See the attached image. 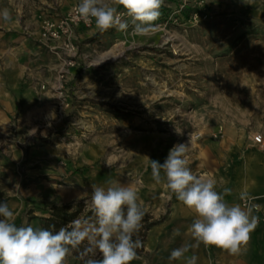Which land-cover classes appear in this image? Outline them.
Wrapping results in <instances>:
<instances>
[{"label": "rangeland", "instance_id": "1", "mask_svg": "<svg viewBox=\"0 0 264 264\" xmlns=\"http://www.w3.org/2000/svg\"><path fill=\"white\" fill-rule=\"evenodd\" d=\"M76 2L0 0L11 17L0 18V201L20 198L30 226L71 202L94 223L91 185L108 181L136 189L161 220L177 198L148 158L163 163L184 143L193 174L220 180L234 176L230 146L264 151L253 141L264 139V0H165L147 35L93 21L75 28L67 56L39 34ZM91 247L66 264L100 259ZM152 261L141 251L131 264Z\"/></svg>", "mask_w": 264, "mask_h": 264}, {"label": "clouds", "instance_id": "2", "mask_svg": "<svg viewBox=\"0 0 264 264\" xmlns=\"http://www.w3.org/2000/svg\"><path fill=\"white\" fill-rule=\"evenodd\" d=\"M164 2L78 0L74 11L85 24L94 20L95 28L101 33L113 28L127 32L131 22L135 34L147 35L160 18ZM116 5L122 6L124 11H118ZM0 18L11 19L7 9L0 12ZM186 151V144L177 143L169 149L163 163L148 158L153 180L156 183L166 181L177 200L195 213L189 226L195 243L173 249L169 259L197 264L196 255L187 258L185 254L200 244L236 254L248 243L250 232L258 222L252 214L254 206L247 202L249 194L247 191L240 193L243 206L229 204L225 196L230 189L218 191L215 178L193 174L185 159ZM106 184L91 185L90 211L94 214V223L76 219L59 230H54V225L51 228L18 227L14 212L6 202H0V264H66L70 251L86 240L92 246L88 251L98 250L101 258H88L84 264H131L137 258V249L142 247V241L134 236L143 226L145 210L136 189L118 181ZM176 234H180L179 229Z\"/></svg>", "mask_w": 264, "mask_h": 264}, {"label": "crops", "instance_id": "3", "mask_svg": "<svg viewBox=\"0 0 264 264\" xmlns=\"http://www.w3.org/2000/svg\"><path fill=\"white\" fill-rule=\"evenodd\" d=\"M244 147L242 149L240 146H230L227 155L231 154L237 158L234 176L231 179L216 180L217 190L230 189L225 196L226 201L229 204L241 205L243 201L240 200V193L247 191L251 204L259 209L256 211L253 208L252 214L258 217L260 211L264 216V151L252 144ZM0 202H6L14 212V222L18 227L30 226L32 221L29 222L22 215L24 202L20 198L14 197ZM194 218L195 213L192 210L177 199L174 200L165 217L147 231L142 254L152 253L153 264H185L184 259L170 260L169 255L173 249L185 243H195L189 231ZM177 229L179 235L176 234ZM192 255L197 256V264H264V224L257 222L256 227L250 232L248 243L236 254L213 245L200 244L197 248H190L185 254L187 258Z\"/></svg>", "mask_w": 264, "mask_h": 264}, {"label": "built area", "instance_id": "4", "mask_svg": "<svg viewBox=\"0 0 264 264\" xmlns=\"http://www.w3.org/2000/svg\"><path fill=\"white\" fill-rule=\"evenodd\" d=\"M78 2L73 4L68 13L58 19H46L43 21L40 29V38L46 44H50L52 48L59 47L66 53L67 56H71L76 53L77 45L74 38V30L78 26L87 27L90 24H85L81 20L78 14L74 11V8ZM94 21V20H93ZM92 21V23H93ZM72 60L65 62L66 65L72 64ZM253 141L260 147L264 145V139L261 134L253 136ZM251 204V200L247 201ZM244 202H242L243 205ZM252 205V204H251ZM256 211V206L253 207ZM258 222L264 224V216L259 211Z\"/></svg>", "mask_w": 264, "mask_h": 264}, {"label": "trees", "instance_id": "5", "mask_svg": "<svg viewBox=\"0 0 264 264\" xmlns=\"http://www.w3.org/2000/svg\"><path fill=\"white\" fill-rule=\"evenodd\" d=\"M75 204H78V208L74 209ZM48 216L40 217L41 228H51L55 226L54 230H59L60 227H65L69 225L72 221L80 219L82 210L81 202L75 203L71 202L69 204H51L47 208ZM83 219V218H82ZM85 219V217H84ZM159 220H152L149 213L145 212V216L142 220V228L139 233L134 236V239H140L142 242L149 228L156 224ZM143 248L137 249V254L140 253Z\"/></svg>", "mask_w": 264, "mask_h": 264}, {"label": "bare ground", "instance_id": "6", "mask_svg": "<svg viewBox=\"0 0 264 264\" xmlns=\"http://www.w3.org/2000/svg\"><path fill=\"white\" fill-rule=\"evenodd\" d=\"M247 162H249V161L247 160Z\"/></svg>", "mask_w": 264, "mask_h": 264}]
</instances>
